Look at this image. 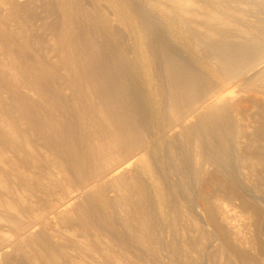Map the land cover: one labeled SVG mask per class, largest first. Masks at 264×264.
<instances>
[{
    "label": "bare ground",
    "instance_id": "bare-ground-1",
    "mask_svg": "<svg viewBox=\"0 0 264 264\" xmlns=\"http://www.w3.org/2000/svg\"><path fill=\"white\" fill-rule=\"evenodd\" d=\"M138 1L107 0L105 12L87 0H0V264H66V252L68 264L79 259L69 247L50 241L48 228L45 236L51 222L73 232L85 254L95 257L94 247H104L95 264H106L107 258L142 264L141 247L161 261L162 235L175 253L177 231L186 235L190 225L198 237L181 236L184 258L180 263L179 254L167 257L170 264H195L187 253L218 240L215 229L206 228L204 188L211 182L209 171L220 172L226 162L217 142L228 130L229 113H239L248 94L236 83L247 65L264 62V23L259 22L264 11L253 22L256 18L245 20L248 14L238 8V18L237 10H230L264 7V0H142L158 12L161 37L141 19ZM195 36L203 45L201 61L226 87L173 49L175 42ZM138 48L154 76L156 129L167 137L168 168L176 181L190 182L187 196L197 211L189 217L182 202L169 200L166 227L152 214L148 191L158 189L166 197L167 180L150 166L154 138L128 70L138 62ZM118 52L131 57L125 60ZM259 73L264 82V66ZM251 151L242 159L264 166V144ZM146 177L151 184H145ZM162 207L157 208L164 214ZM183 213L190 227L179 223ZM3 227L10 235L4 236ZM215 245L223 252L222 243Z\"/></svg>",
    "mask_w": 264,
    "mask_h": 264
},
{
    "label": "rangeland",
    "instance_id": "rangeland-1",
    "mask_svg": "<svg viewBox=\"0 0 264 264\" xmlns=\"http://www.w3.org/2000/svg\"><path fill=\"white\" fill-rule=\"evenodd\" d=\"M32 1H34V0H32ZM89 1L90 2H88V0H87V3H92V5L97 6L102 11L108 12V10H106L107 8L109 9V7H107V5H106L107 0H89ZM83 2H84V0H83ZM85 2H86V0H85ZM138 3L140 5V9H141V19L143 21L146 20V22H151L154 26V30L157 33H159L160 34L159 36L161 37L163 34L162 33L163 23H161V22L157 23L156 22V21H159L158 19H161V18L157 17L158 15H156V14H158V12H156L155 9L152 10L151 7H145L144 1H142V0H139ZM101 4L103 7L100 6ZM194 8H196V7H194ZM232 8H233V10H232ZM232 8H231L230 12H234L238 8V10L241 12L242 16H244L245 14H248L247 16L245 15V18H246L245 20H249L248 18H250V17L252 20L256 18L255 21L253 20V22H257L258 21L257 18L260 17V14L262 13V11H264V10H262V9H264V7H255V8L254 7H236V8L232 7ZM238 10L233 14L235 16L237 15L236 18H238V15L241 16L238 13L239 12ZM241 10H243V13ZM260 11H261V13H260ZM257 12H259V13H257ZM255 13H256V15H254ZM261 17H264V14H261ZM251 19L249 21H251ZM259 22L264 23V19H262ZM164 37L166 39V36H164ZM194 39H196V40H194ZM199 43H200L199 39L195 36V38L191 37L188 39H182L181 41L175 42L174 43L175 47L174 46H172V47L177 53L182 54V56H185L187 61H189V63H192V61H196V62H198V64L201 67H203V69H205V71L211 72L209 67L201 61L200 57L202 56L201 51L203 49V47H201V46H203V45L202 44L198 45ZM205 45H206L205 48H207L208 50H210L212 47L211 43L208 44V42H206ZM137 53L140 54V55H137V58H139L138 62H137V64L132 63V66H130V68L128 69L131 71L130 72L128 71V72L130 74L132 81L134 82V86L136 85L135 86L136 87L135 88V92H136L135 98H136L137 102H139V109H140V112L142 113L141 115L145 119H147V120L149 119L148 121L150 122V125H151V131H152L153 138H154L152 150L153 149L154 150L150 152L151 153L150 157H149L151 159L150 160V166L154 169V172L158 173L159 175L162 176V178L164 177V179L167 180L166 197L164 195H161V193H159L158 189H157V192L155 191L154 188L152 189V191H148L149 192L148 194L150 196L149 201L151 203L150 204L151 205L150 210H151V212L153 211L152 214L155 217L158 214L156 219L160 220L159 222L160 223L162 222L161 225L166 227V225L169 221L166 203L169 200L172 199L173 201H177L179 204H180V202H182L180 205L184 209V211H186V213L188 212L187 216H189V217L195 216V214L197 216V211L195 210V207L192 206V204L190 203V196L189 195L187 196V193L190 194V192H191L190 182H188V180H185V179L182 180L183 182L180 181L182 184L179 181H176L177 178L174 177L173 172H172V168H168L167 163H168L169 154L166 151L167 137L164 134H162L161 132H159L160 131L159 129H156L157 122H158V119H156V118H158V114H159L158 113L159 105H158L157 101H155L157 99L156 88H154L152 83H151L152 80L154 79V76L152 74V71L148 67V64L144 63L141 60V48L140 49L138 48ZM119 54L125 60L126 59L129 60L131 57V54L129 55V53H119ZM126 54H127V56H126ZM128 55H129V57H128ZM261 61H260V63L259 62L250 63L249 64L250 66L247 65L245 67L246 73L243 70L240 81H238L236 83L237 86H239V88H242L244 90L246 89L245 94L246 93H248V94L244 95L245 97L243 98L242 101L245 104L246 103L247 104L245 105L243 103L242 110H240L239 113H236V112H235V114H234V112L229 113L228 130H226V127H225L224 136H222V138H219L218 139L219 141L217 142V148H220L218 156L219 157L224 156V159H225L224 161H226L227 163L224 161H223L224 163H221V166H220L221 169H220V172H218V173H214L211 170L209 171V173H210L209 180L211 179V182L208 181V186L206 188H204V196L206 197L204 200V204L206 206V211H205V208H203L204 209L203 213H204L206 220H207V223L209 225V227H206V228L208 230L214 228L215 229V230L213 229L214 232L218 233V234H216L218 236V240L214 241V243L212 241L208 242L206 240L203 243L204 244L203 248L205 250L202 248L198 249L196 247L198 250H196V252H193L192 255H191V253H187L188 254L187 256H189V254H190L189 257L192 256L191 259L193 258V260H195V262H196L195 264H264V168H262L264 166L253 165V164H250L247 160H243L244 158L247 157V155L249 153H250L249 155L252 154L251 150L254 149V151H255V149L257 150V147L259 148L262 146V144H264V129H262V127H264V126H262V125H264V95H262V94H264V82H262L261 79L259 80V77L261 78V74L259 72L262 70V66H264V62H261ZM247 69H249V70H247ZM132 70H134V71H132ZM212 74L214 75V77L217 80L220 81V82L219 81L218 82L221 83V85H223L224 83H225V87H226V85H228L219 76H217L216 73H212ZM142 75H143V77H142ZM262 76H264V75H262ZM135 79H136V81H135ZM262 79H264V78H262ZM138 81H139V83H138ZM138 85L140 86V88H138L139 87ZM146 89H148V90H146ZM139 95H141V96H139ZM150 99H151V101H150ZM256 108H257V110H256ZM232 114H234L233 116H236V117H233ZM241 115H242V117H241ZM152 116L153 117L155 116V117L153 118ZM241 119H243L242 120L243 122L241 121L242 123L239 122ZM244 123L246 124V127H245ZM153 125H155L154 129H153ZM229 125H230V127H229ZM238 126L239 127L241 126V127L238 128ZM157 132H158V134H157ZM261 132H262V134H261ZM156 135H157V137H156ZM161 142H162V144H160ZM164 144L166 146H164ZM242 146H245L246 148H243ZM240 147H242V148H240ZM244 149L247 150L246 151L247 153H245ZM237 151H238V153H237ZM163 152H165V153H163ZM236 155H238V156H236ZM243 155H244V157H243ZM242 157H243V159H242ZM228 161H229V163H228ZM160 162H161V164H159ZM230 166H232L233 168H231ZM250 166H252V167H250ZM146 167L147 166L145 164L143 167H141L143 173L147 172ZM148 167H149V165H148ZM239 167H240V169H239ZM155 168L157 170H155ZM158 168H160V169H158ZM230 168H231V171H230ZM234 168H236V169H234ZM241 168H242V170H241ZM244 170L247 172H245ZM169 173H171V174H169ZM167 175H170V176H167ZM221 179H223L225 181H223V180L221 181ZM147 180H148L147 177L145 178V180H143L145 182V184L146 185L151 184L152 179L150 178L149 179L150 181H147ZM177 182H179V183H177ZM172 183L175 186L172 185ZM170 185H172L173 187L172 186L170 187ZM187 188L190 189V191L186 190ZM172 189H173V191H172ZM209 191H210V193H209ZM181 194H183V195H181ZM184 194H185V196H184ZM159 196H160V198H158ZM186 196H187V198H186ZM180 198H182L183 200ZM179 199H180V201H178ZM159 201L162 203V206H163L162 210L164 209V214L160 212V209H158L160 204H161ZM184 204L186 205V208H185ZM164 205H165V207H164ZM192 207H193V209H192ZM156 211H158L159 213ZM155 212H156V214H155ZM186 213L182 214V216L179 219V223L182 225V227L187 228V227L191 226L190 229L191 228L192 229L190 231L192 232L193 235L191 234V232H188V234H186V235L184 234L185 236L184 235L182 236V234H183L182 229H179L176 233V237L178 238V242H180V246H179L178 251H176L175 253H172V250L169 248V246L167 244L168 240L165 239L166 234L164 235L162 233L163 234V235L161 234L163 237L162 242L164 243L165 246L161 247L160 255H161V259H162L161 261H163V262L165 261V262L161 263L160 260H153V258L150 257L146 252H145L146 254L143 253L145 250L141 247L139 250L141 252V263L142 264H159V263L170 264V262L168 260L170 257H172V259L178 258L177 259L178 262H179V260L184 258L183 254L185 252H184V248L182 246L183 240L180 241L179 240L180 237L182 236L183 237L182 239H184L185 237L186 238H190V237L191 238H197L198 237L197 232H195L196 234H194V228L192 227V225L189 226V223L187 224L188 217L186 216ZM192 213H194V214H192ZM184 223L186 224V226L184 225ZM51 224H53V225L49 226V224H47L48 227L46 225V227L44 228V231L46 234V235L45 234L44 235L45 236L50 235L49 240L53 241L54 244L62 246V248L64 247V245L66 246V248L69 247V248H67V251L68 250L71 251V252L68 251L69 253H71V255H72V253H74L73 254L74 256H79V259H76V260L71 259L70 260L71 264H95L96 260H100V259H96V257L99 256V258H100L102 248H104V247L98 246V245L94 247L97 249L95 252L96 253L95 257L93 254H92V256L90 254H85L84 253L85 250L79 245L76 238L74 236H72L73 232L70 234L71 231H69V233H68L65 228L60 226V224L54 225V222L53 223L51 222ZM53 226L54 227L56 226L55 228H57V229H55ZM58 227H61V228H59L60 230L58 229ZM47 228L54 235H51L50 232L48 235L47 231H49V230ZM45 229H47V230H45ZM62 229H63L62 233H64V231H65L64 234L61 233L63 235V238L65 237L63 242L61 240H59V239H62L61 236H58V235H61L60 232L62 231ZM2 230H3L2 232H4V236L10 235V232H9V234L8 233L5 234V232L9 231L8 227L6 229H4V227H3ZM57 230H58V232H57ZM54 232L56 233V235ZM57 233H59V234H57ZM1 235H3V233H1ZM51 236H55V238H53V237L51 238ZM56 238L57 239L59 238V239L57 240ZM53 239H55V241ZM67 240L68 241L70 240V242H72V241L73 242L72 243H69V242L66 243L65 241H67ZM218 242L223 244V246L221 247V250L223 252H217L219 250H216L215 247H217V246L215 244L217 243V245H218ZM109 243L110 242H107V243H105V245L108 247H112V245L111 244L109 245ZM63 252H64V250H63ZM161 253H163V254H161ZM63 254L67 258V260H66V258H65V260L67 261L66 264H68L69 258H68V256H66L67 252L63 253ZM178 254H179V256H178ZM164 255H166V256H164ZM195 255L197 258L199 257V260H200L199 262H198V259L195 258ZM127 256L130 259H132L130 254H127ZM175 256L176 257L178 256V257L175 258ZM101 257H102V255H101ZM167 257H169V258H167ZM182 260L180 261V263L182 262ZM105 263L106 264L107 263L108 264H116V261L113 258H107Z\"/></svg>",
    "mask_w": 264,
    "mask_h": 264
}]
</instances>
